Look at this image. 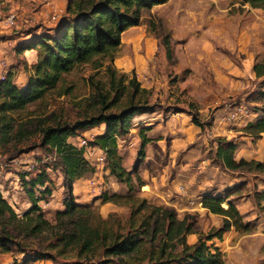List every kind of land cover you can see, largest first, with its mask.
Here are the masks:
<instances>
[{
	"label": "rangeland",
	"instance_id": "rangeland-1",
	"mask_svg": "<svg viewBox=\"0 0 264 264\" xmlns=\"http://www.w3.org/2000/svg\"><path fill=\"white\" fill-rule=\"evenodd\" d=\"M75 1L0 0V81L11 72L15 84H25L31 55L18 47L55 28L63 17H73L67 4ZM10 15L13 23L8 21ZM256 63L264 64V8L244 0H166L144 11L141 23L122 34L113 61L119 71L129 76L134 72L152 92V111L136 115L129 133L117 140L122 166L131 170L139 163L140 181L134 177L130 193L110 173L104 151L84 148L93 170L75 181V202L90 205L89 215L106 217L115 212L125 219L129 214L125 202H104L101 195L146 198L190 223L191 238L197 239L198 233L206 235L222 226L223 217L204 207V196L224 195L227 189L238 187L228 200L236 204L251 230L231 227L221 243L214 238L208 244L222 249L226 264H264V170L250 163L226 168L215 155L218 140L226 139L237 143L236 160L264 163V135L253 138L244 130L247 122L264 115V76L255 75ZM92 72L87 63L64 74V80L42 101L14 114L8 139L0 136V193L16 214L5 227L24 248L23 252L16 247L8 252L0 248V264H59L72 257L31 259L36 251H45L53 229L46 227L32 236L21 231L36 216L33 212L25 218L32 204L21 182L23 175L30 180L41 171L47 173L54 183L52 194L41 199L38 187L34 194L43 218L54 225L55 213L64 207V179L58 156L41 144L37 123L54 111L68 122L93 114L87 106L91 99L87 78ZM97 78L105 80L102 73ZM65 87L73 89L57 97ZM6 116L0 115V122L8 120ZM104 127L85 130L68 142L80 148L79 138H85L92 146L91 140ZM141 128H147L150 141L140 161ZM17 130L27 133L15 138ZM227 205V201L221 204Z\"/></svg>",
	"mask_w": 264,
	"mask_h": 264
},
{
	"label": "trees",
	"instance_id": "trees-1",
	"mask_svg": "<svg viewBox=\"0 0 264 264\" xmlns=\"http://www.w3.org/2000/svg\"><path fill=\"white\" fill-rule=\"evenodd\" d=\"M165 1L77 0L73 5L68 2L67 10L72 12L73 17H63L55 28L33 36L18 47L21 52L29 49L36 51V59L29 66L27 84L17 87L11 72L0 81V115L3 119L9 115L8 120L0 122V136L8 139L14 128L16 112L25 111L31 104L42 101L64 80V74L87 63L93 70L87 78L91 88L87 106L93 114L68 122L54 111L37 123L41 144L59 158L65 197L63 209L55 213L56 223L50 224L43 218L34 190L38 187L40 198L46 199L54 190L53 181L45 171L30 180L22 176V186L32 204V208L24 213L25 218L33 212L36 216L31 218L34 223H29L21 231L26 236H32L43 228L53 229L45 251H36L31 259L56 260L59 256L72 254L71 258L59 264H225L224 252L214 243L209 245L208 241L214 238L222 240L231 227L240 232L251 230L242 220L236 204L228 200L238 187L227 189L224 195L204 196V207L223 217L222 226L206 235L198 233L193 243L187 241V235L194 233L190 223L178 219L172 210L150 204L146 198L129 195L122 199L117 194H102L104 202L118 205L125 202L129 208L125 219L115 212L108 213L106 217L89 215L91 206L74 200L72 190L75 181L91 172L93 167L84 157L83 148L69 143L68 138L101 124L105 126L104 131L90 143L106 153L110 173L125 183L130 193L134 189V177L140 181L137 172L139 163L131 170L122 166L117 140L129 133L136 115L152 111V92L142 86L134 72L129 76L119 71L113 61L125 30L138 26L144 11ZM244 1L252 7L264 8V0ZM25 66L28 67L27 64ZM253 69L257 77L264 76V64L256 63ZM99 73L104 75L105 80L97 78ZM72 89L62 88L57 97L70 93ZM146 129L139 130L140 161L144 156V147L150 141L145 134ZM244 130L247 135L260 138L264 135V115L247 122ZM26 133L17 130L13 135L18 138ZM236 149L237 143L218 140L215 155L221 166L235 169L250 163L255 169L264 170L263 162L236 160ZM225 201L228 205L222 207ZM10 219H16V214L0 193V248L8 252L16 247L23 252L24 248L19 247L20 243L5 227V222ZM27 260L25 258L24 262Z\"/></svg>",
	"mask_w": 264,
	"mask_h": 264
},
{
	"label": "crops",
	"instance_id": "crops-1",
	"mask_svg": "<svg viewBox=\"0 0 264 264\" xmlns=\"http://www.w3.org/2000/svg\"><path fill=\"white\" fill-rule=\"evenodd\" d=\"M26 52H28V53H30V58H29V60H28V64H31V63H33L34 61H35V59H36V51L35 50H27ZM27 82H28V80L25 82V84L23 85H21V84H15V82L13 81V83L17 86V87H24L26 84H27ZM260 117V116H259ZM70 139H74V138H71L70 137ZM228 231H230V229L228 230ZM227 231V232H228ZM194 233H191V234H189L188 236H187V241H188V243H193L195 240H196V237L195 238H191L192 237V235H193ZM220 241V243H221V240H219ZM217 246V245H216ZM219 247V246H218ZM220 248V247H219ZM221 249V248H220ZM222 250V249H221ZM262 253V252H261ZM262 257H264V253H262ZM226 260H225V264H226ZM34 263V262H33Z\"/></svg>",
	"mask_w": 264,
	"mask_h": 264
},
{
	"label": "built area",
	"instance_id": "built-area-1",
	"mask_svg": "<svg viewBox=\"0 0 264 264\" xmlns=\"http://www.w3.org/2000/svg\"><path fill=\"white\" fill-rule=\"evenodd\" d=\"M8 21H9V23H13L14 22V16L10 15L9 18H8ZM4 77H2V79ZM79 147L83 148V152H84V148L88 149L89 147H93V148H97V150H99V152L104 153L103 150L101 148H99L98 146H95V145L90 146V145H88L85 138H79ZM103 159H104V155L102 157H100V161H102Z\"/></svg>",
	"mask_w": 264,
	"mask_h": 264
}]
</instances>
